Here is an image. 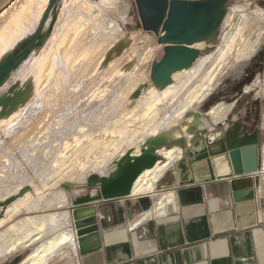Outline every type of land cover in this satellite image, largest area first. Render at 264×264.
<instances>
[{
    "label": "rangeland",
    "instance_id": "374dc122",
    "mask_svg": "<svg viewBox=\"0 0 264 264\" xmlns=\"http://www.w3.org/2000/svg\"><path fill=\"white\" fill-rule=\"evenodd\" d=\"M79 2L80 0H70V3L65 2V0H59L58 2H56L58 6L57 8L56 6L52 7L51 11L47 15V20L43 28L44 31H47L50 28L53 19H55V23L53 24L52 31L49 34L48 38H46L42 46L34 49L27 58H25L23 61L20 62V64L11 72L10 78L13 77V75L16 76L15 73L18 72L17 70H19L20 72L21 68L27 65V63L26 64L24 63L27 62L26 61L27 59L31 58L33 59L34 62L35 57L40 54V51L42 49L51 48L50 45L52 46L53 43L51 41L49 42L50 39L49 37H51L52 32H56L54 35L55 40H57L58 37L64 38V40H62L64 43L60 45V50L63 51L66 47H67L66 49L69 48L68 50L66 49L65 50L73 55L72 58L74 57L75 59L74 61L75 65L70 66L69 63L67 66V64H65L64 62L65 60H63L66 59L65 58L66 55L62 56L64 58L60 57V60L61 59L62 60L60 61L59 64L58 63L55 64L54 69L50 74L52 80L50 79V77L49 79H47L49 81H47L46 89L48 88L50 89L51 86L53 87L54 75L57 73L56 68L57 70H60L59 71L60 82L58 81L57 82L62 84L63 87L61 86V88H63V90L59 88V90L56 91L55 88H52L50 90L51 92L48 90V94L50 96L52 95L51 97L49 96V98H52L53 100L54 98L57 99L56 103H58L59 99H60L59 102L61 103L62 101L64 103L66 101L68 102L65 103V105L64 104L62 105L60 103L62 105V106L60 105V107H62L61 109L64 111V113L61 110L62 112H60V114L58 113L57 116H52V120L49 121L51 122L53 121L54 124L55 122L63 121L64 124L67 125V124H72L77 120H82L83 121L82 124H84L87 130L78 131L77 129H75L74 126L72 131H50V129L46 127L48 120L47 115H51L53 111L45 112L44 105L43 106L41 104L37 105L38 103L35 104L36 106L34 105L35 108L33 107L32 109L33 112L30 111L29 118L26 116L18 117V115L20 114L17 115L18 117L17 119H19V123L26 122L29 119L31 120V123L33 125L29 124L30 126L26 127L27 129L29 128L28 129L29 131L26 130V128H22L21 130H18L20 129V125L16 124L17 119L15 120V124L11 126L12 128H9L8 131L4 130L5 128L4 125H6L7 122L5 118H7V116H10L20 107H22L20 113L22 111L24 112L27 109L25 108L27 107V102L30 99H32L36 94H35V85L33 84V76H29L23 84L19 80L13 83V81L11 80H15V78L14 77L11 79L9 78L6 81L5 86L3 87V88L8 87L6 90H4L6 92L2 91L3 90L2 87H1L2 89L0 88V94L4 92V93H9L11 95L12 94L10 93L11 87L14 85H18L22 89L21 95L24 92L22 96L24 97L26 96L25 97L26 100L20 103L15 108L14 111L0 117V124L3 123L2 125H0V177L2 178L1 174L3 176L4 175L5 176L7 175V177L9 176L11 178L10 180L12 181V184H10V186H13L14 188L23 185L24 187L22 189L26 188L27 189L26 192L28 195V196L26 195L25 198L24 197L20 198L19 201H17L18 204H20V206L16 211L15 217L12 218L13 220H10V222L5 221L4 223H2V225L0 226V234L2 235H0V237L5 236L4 233L8 229V227L12 224V222L13 223L17 221L20 222L22 221V219L30 218V216L42 218L44 216L46 217H49L51 215L60 216L62 214L63 215L65 214L68 218L71 217L73 218L72 210L73 208H78V207H73V203H72L73 194L76 197H81L90 194L91 192V190L89 189L80 190L76 186V180L80 178L83 174L85 175L88 172L95 170L93 169V170L84 171L81 174L77 175L73 179L74 181L71 180L69 182H59V184L57 183L53 185V187L51 186L45 191L44 190L46 189L45 184L48 181V179L46 180V178L50 174L51 171L50 169H52V166L55 164L56 157L63 150L65 143L71 141V139H73L76 136L75 138L78 139L79 142L78 147H79L80 144L84 145V142H86L87 139L90 138L94 140L95 138L94 136L102 135L104 131H99V130L101 128L108 127L110 130L113 131L110 130L107 131V133H109L107 140L109 138L116 139L110 145L109 148L116 146L114 145V143L115 144L117 143L118 144L117 146L120 145L121 149L122 147L124 148L128 145L130 146L129 148H131L134 145H137L140 139L150 136L152 134L150 135L146 133L144 134L143 131L140 132L126 131L128 129L125 128L124 130L123 125H125L126 121L130 120L131 118L138 117L141 114L140 113L141 110L149 106L154 101L155 99L154 96L153 97L148 96L146 97V99H144L145 98L143 97L144 93L148 92L151 87L153 88L155 87L157 89V92L161 93L163 98L169 99L174 93L175 90L174 86H176L179 83L177 79L175 80L172 77V80L167 85L158 88L152 82L151 76H152L153 66L155 63L160 62L164 57L166 44L159 43L158 36L154 32H149L143 28L142 20L139 14V9L136 0H113L110 1L113 2L112 4L104 0H89V2L93 4V7L87 12L83 10L75 11L77 9H74L73 6H75V4H78ZM49 3L50 0L48 1V5ZM95 3L96 4L98 3L99 5H95ZM47 9L48 6L44 11V13H46ZM61 9H63L64 12L60 16L61 18H59ZM55 12H56V18H54ZM226 18H227V24L223 26L224 22L222 23L218 38L204 41L205 44L202 48H199L200 54L196 58L195 62L189 68H185L183 70L187 72L188 71L193 72L196 70L195 68L203 67L202 73L204 72V74L206 73L209 74L208 70L210 66H208V64L205 65V62L211 57L210 62L214 64L215 63L214 58L217 52L223 47L226 40L225 36L227 35V33L232 31H234L233 33H236L238 31L237 28L239 26L245 25L244 26L245 33L243 36L245 37L249 35L251 40L250 42L253 44L252 46L256 45L257 49L248 59H246L242 64H240V66L235 67L233 69L234 70L233 72L232 71L229 72L223 69L225 72L222 70L221 71L222 73L220 75L223 74L225 75L221 76L223 78H221V82L219 84L218 89L210 93L205 98V100L201 102L198 105V107L195 108V111L202 112V117L206 115L207 118L210 120V117L207 114H209L213 106H215L219 102L231 104L232 109L229 112V115L225 122L216 124L214 123L215 121L212 119L214 122L210 120L212 127H209L206 125L207 123H205V121L201 119L202 120L201 124L203 126H207L212 131L218 129L233 130V128L236 125H242V126L246 125L247 127L246 131L249 134H254L257 132L259 134V142L261 144V152H260V166H261L262 163H264V0H228L227 12L224 17V20ZM58 19L60 23L62 22L61 20L64 19L65 20L61 23L60 26L58 25L55 27V25L58 23ZM77 20L83 21L79 23V24L82 23L81 26L77 23ZM241 20H243V23L240 24V22H242ZM76 24L79 25L80 29L81 27L82 30L85 29L84 30L85 32L79 30V28L76 27L77 26ZM74 26L78 30L74 28ZM35 32L36 30L33 33ZM33 33L27 35V37H30ZM77 33L79 34V37L77 36L78 35ZM103 39L107 42H111L112 40V44L107 48V50L108 49L109 50L108 51L106 50L107 52L105 51L104 53L105 55L103 54L102 56H100L99 59L100 62L96 66L95 64L98 60L97 57L101 55L102 52V49L100 50V48L97 46V43H96V47L98 51L96 50L94 51V53L97 56L93 53L94 57H91L93 60L92 59L89 60V58L86 57L84 53H79V49H81L86 44L88 45V43L90 42L93 44L97 40H103ZM122 40L129 42L126 49L122 52V54H120V56H116L112 60H110L108 64H104V59L107 53ZM256 42L258 43L256 44ZM22 47L23 46H18L16 48L15 50L16 55L19 54ZM14 48L15 46L9 51H7L6 54L12 52ZM119 57L121 58L119 59V61L117 60L118 63L117 62L114 63V64L117 63L116 64L117 67L116 65L114 66L112 65L114 68L113 67L109 68V64ZM89 61H93V63ZM225 66L227 67L228 63L227 64L225 63L223 68H226ZM137 68L141 70L140 71L136 70ZM191 68L193 70H191ZM236 68H238L239 71ZM183 70H178L176 72ZM240 71L242 75L240 74ZM140 73H144L143 79L137 81L136 77L139 76ZM217 76H219V74ZM10 81L12 82L11 84ZM132 82L135 83L136 85L133 84ZM143 83H149L150 86L147 89L143 90L140 98H138L135 106L133 107L134 109L129 110L128 106L130 104V97L132 93ZM131 86H133L134 88ZM53 89L56 92L54 91L52 92ZM61 91L63 92V94ZM185 93L187 94L189 93V91L188 92L183 91L182 96ZM54 95L57 97H54ZM167 102L168 101H165L164 103L162 102L161 104L159 103V105L158 104L156 105L157 108L156 107L153 108L152 110L153 112H155L158 109V106L165 109V110L162 109L163 112L165 111V113H163L162 115L165 117L163 118L162 116H160L159 118H157V121L160 119L167 118V115H169L170 113L168 111L170 105H171L170 108L173 109L175 113L178 110L177 107L179 106L176 105L177 101H173L171 104H168ZM173 105L174 108H172ZM164 106H168V108H165ZM54 107L56 108V106ZM173 111L171 112V114L175 116L176 114ZM187 112L189 113V111ZM187 112L181 113L178 111L176 115L177 116L176 122L172 126L180 123V120L185 118V116H187L188 114ZM166 113L167 115H165ZM179 113L182 114V115L180 114L181 117H179L178 115ZM37 115L39 117L41 115V118L39 117L37 118L36 117ZM103 118H105L106 120H103ZM41 119H43L45 122L41 123L40 122ZM192 119L194 118L192 117ZM90 120L91 121L95 120V123H92ZM34 121L36 123H34ZM96 121H98V123H96ZM163 121L165 122V120ZM123 122L124 124H122ZM164 122L162 124L166 123ZM165 129L166 128L163 127L161 128L160 131H163ZM136 130H138V128ZM260 144H259V151H260ZM100 151H102V148L98 147L97 152ZM101 155L102 152L98 154V156ZM5 165L7 166V168L4 169L3 166ZM99 170L97 171H99L100 175L105 174L103 168L102 169L100 168ZM50 175H52V173ZM1 186H0V196L3 194L2 193L3 189L1 188ZM13 187H10V190ZM22 189H20L18 193H20ZM43 190L45 191V193H47L44 194L45 197L43 198L45 201V205L46 204L47 205L44 208L37 207L34 210H27L28 206H30L36 201V199H33V198H37L36 193H38V191L40 192ZM58 192H60L62 195L61 199H57L58 197L57 198L54 197L55 194ZM30 201L33 203H31ZM37 203L39 202L37 201ZM5 209H6L5 207L1 209L2 213L4 214H5ZM4 214L1 215L0 219L4 217ZM62 224L63 223L61 222L50 223V225L47 226V229L49 231L48 233L45 234L44 237L45 238L51 237L53 234H55V232H57L58 228L60 229L62 228L61 226H59ZM2 242H3L2 243L3 246H6L10 242V239H8V236L7 237L5 236V238L4 237L2 238ZM37 244L38 243H35V245L30 246L26 249H19L14 254L9 255L3 258L2 260H0V264L7 263L10 260H14L18 257L20 258L18 264H20V262H22L33 251V249H35ZM50 264H52V260Z\"/></svg>",
    "mask_w": 264,
    "mask_h": 264
},
{
    "label": "water",
    "instance_id": "95a60500",
    "mask_svg": "<svg viewBox=\"0 0 264 264\" xmlns=\"http://www.w3.org/2000/svg\"><path fill=\"white\" fill-rule=\"evenodd\" d=\"M13 0H0V12L7 8ZM59 0H50L48 9L42 20L30 37L20 41L14 50L5 54L0 60V87L10 78L11 72L29 56L36 48L44 44L52 31L55 19L50 28L44 31L47 15ZM143 28L154 32L158 41L165 45V55L153 66L152 82L158 87L167 85L172 75L178 70L189 68L200 54V49L194 46L218 38L220 27L227 12L228 0H136ZM56 11V10H55ZM56 18V12L55 17ZM129 42L122 40L106 55L104 64H108L116 56H120ZM23 46L18 55L15 50ZM149 83L140 85L131 95L129 110L134 109L138 98ZM10 93L0 96V117L7 115L26 100L18 85L11 87ZM192 117L194 119H192ZM202 112L191 111L180 120V123L168 127L156 134L140 139L121 154L115 153L106 160L109 162L100 175L99 171L83 174L76 180V186L91 190L90 194L72 196L73 207L83 206L96 200L125 199L128 205L139 202V196L133 195V189L138 177L146 170L153 168L159 160H164L160 153L162 148H181L182 157L172 163L157 182L156 190H177L179 196L195 192L201 196L200 187H193L214 180L249 176L260 167L259 134H249L246 125H236L233 130H210L203 126ZM202 125V126H201ZM244 129L246 134L241 135ZM184 144V145H182ZM139 150V153L136 151ZM163 158V159H162ZM105 162V161H104ZM105 166L104 164L102 165ZM24 188L17 195L0 202L1 209L23 196ZM88 207L73 208V220L76 228V240L82 254H88L94 249L88 247L92 235L86 229L93 214L86 217L84 210ZM94 219V218H93ZM89 232V233H88ZM20 258L3 264H18ZM24 261V260H23ZM22 261V262H23ZM20 262V263H22Z\"/></svg>",
    "mask_w": 264,
    "mask_h": 264
},
{
    "label": "bare ground",
    "instance_id": "6f19581e",
    "mask_svg": "<svg viewBox=\"0 0 264 264\" xmlns=\"http://www.w3.org/2000/svg\"><path fill=\"white\" fill-rule=\"evenodd\" d=\"M48 1L49 0H13L7 8H5L3 11L0 12V60L6 54L7 51L12 49L14 46L16 47V45L20 41H22L25 37H27V35L33 33L38 28V26L42 20L41 18L43 16V13L48 6ZM104 1L110 2L113 0H104ZM65 2L70 3V0H65ZM110 3L112 4L113 2H110ZM63 6H65V5H63ZM73 7H74V9H77L75 11L83 10V11L87 12L93 7V4L91 2H89V0H80V2L78 4H75V6H73ZM125 10H126V8H125ZM63 12H64V10L61 9L59 18H61L60 16L63 14ZM125 13H126V11H125ZM122 14H123V12H122ZM121 16H123V15H121ZM64 20H61V21L63 22ZM241 21L242 22H240V24L243 23V20H241ZM80 22H83V21L77 20L78 24ZM61 23L59 22V19H58V23L55 25V27L58 25L60 26ZM226 24H227V18L224 20L223 26ZM79 25L81 26L82 23ZM79 25H77L76 27L79 28ZM244 26H239L237 28L238 31L237 32L235 31L236 33H233L234 31L227 33V35L225 36L226 40H225L223 47L217 52V54L214 58V61H215L214 64H212L210 62L211 57L205 62V65L208 64V66H210L209 70H208L209 74H207V73L204 74V72L202 73L203 67L202 68L197 67V68H195L196 70L193 72L192 71L187 72V71L183 70V71H179V72L174 73L172 75V77L175 80L177 79L179 81V83L176 86H174V88H175L174 93L169 99L167 98L168 100L163 98L161 93H158L157 89L155 87L154 88L151 87L148 92L144 93V95H143V97H145L144 99H146V97H148V96H151V97L154 96L155 97L154 101L152 100L153 102L151 104L149 102L150 105L147 106L146 108H144L143 110H141V112H140L141 114L140 115L138 114L139 115L138 117L131 118L130 120L126 121L125 125H123L124 130H125V128H127L128 130H126V131H134V132L143 131L144 134L146 133L149 135L150 134L153 135V134L157 133L158 131H160L161 128H163V127L168 128V127L172 126L173 124H175L176 118H177L176 115H177L178 111L181 113H186L187 111L191 112L192 110L195 111V108L198 107V105L201 102H203L205 100V98L210 93H212L213 91L218 89L219 84L221 82V78H223L221 76L225 75V74L220 75L222 73L221 71L224 69L226 71H229V72L232 71L233 72L234 71L233 69L235 67L240 66V64H242L246 59H248L253 54V52L257 49L256 45L252 46L253 44L250 42L251 40H250L249 35L245 36V37L243 36L245 33L244 32L245 31ZM76 27L74 26V28H76ZM83 28H86V27H83ZM79 30H82V27H81V29L79 28ZM84 30H82V32ZM91 30H92V28H91ZM78 32H81V31H78ZM55 33L56 32H52L51 37H49L50 38L49 42L51 41L53 43L52 46L50 45L51 48L42 49L40 51V54L35 57L34 62H33V59H31V58L27 59L26 60L27 62H24L25 64L27 63V65L23 66V67L21 65V67H22L21 71L19 72V70H17L18 72L15 73L16 76H14L12 74L13 77L15 78V80H11V81H13V83H14L15 81L19 80L22 82V84L26 81V79L29 76H33V84L35 85V94L36 95L27 102V107H25L27 109L24 112L22 111L20 113V111L22 109V107H20L14 113H12L10 116H7V118H5L7 122L5 121L6 125H4L5 128L3 127L4 130L8 131L9 128H12L11 126L15 124V120L19 116L20 117L26 116L29 118L30 111H32V109L36 103H38L37 105H40V104L42 106L44 105L45 112L53 111V113L51 115H47L48 120H47L46 127L49 128L50 131H72L74 126H75V129H77L78 131H86L87 130V128L84 126V124H82V122H83L82 120H77L74 123L67 124V125H65L63 121H59V120H58L59 122H55V124L53 123V121L52 122L49 121V120H52V116H57L58 113L60 114V112L63 111L61 109L62 107H60V105L61 104L65 105V103H68V102L66 101L64 103L61 100L62 101V103H61V102H59V100H60L59 99L58 103H56L57 99H55L54 97H57V96H55V95L53 97L54 100L52 98H49L50 95L48 94V90L50 91L52 88H55V90L58 91L59 88H61V86H62V84L58 83V82H60L59 81V71L60 70H57V68H56L57 73L54 75L53 87L51 86L50 89L49 88L46 89L47 81H49L47 79H49L50 74L52 73V70L54 69L55 64L56 63L59 64L60 61L62 60V59L60 60V57L66 55V57H65L66 59H63V60H65L64 62H65V64H67V66L69 63H70V66L75 65V62H74L75 59H74V57L72 58L73 55L71 53H68V51H66L69 48L66 49L67 48L66 47L65 48L66 50L65 49L63 51L60 50V45H62V43H64L62 41V40H64V38L61 36L63 39L58 37V39L55 40L54 39ZM77 36L79 37V34ZM79 40H80V38H79ZM97 41L93 44L90 42V43H88V45L86 44L81 49H79V53H84V55H86V57H88L90 60V59H92L91 57H94V54H95L94 51L95 50L98 51V49L96 47V43H97V46L100 48V50L102 49V52H101V55H99L97 57L98 58L97 62L95 61L96 66L100 62V60H99L100 56H102L105 53V51L107 50V48L112 44V40H111V42H107L104 39L103 40H97ZM257 43L258 42H256V44ZM204 44H205L204 42H198L194 45L195 47L194 46H192V47L195 49H199V48H202L204 46ZM46 47H47V45H46ZM196 47H198V48H196ZM103 57H102V59H103ZM62 58H64V57H62ZM120 58L121 57L112 61L109 64V68L116 65ZM94 60H96V59H94ZM89 62L93 63V61H89ZM89 62H88V64H89ZM115 62H117V63L114 64ZM225 63L226 64L228 63V66L227 67L225 66L226 68H223ZM229 63H230V65H229ZM116 67H117V65H116ZM236 69H238V68H236ZM136 70H139V68H137ZM191 70H193V69L191 68ZM238 71H239V69H238ZM235 72H236V70H235ZM202 74L205 76H203ZM218 74H219V76H217ZM240 74H241V71H240ZM143 76H144V73H140L139 76L136 77V80L137 81L142 80ZM235 76H236V73H235ZM13 77H11V78H13ZM51 78L52 77H50V79ZM11 81H10V84L12 83ZM5 84L1 87L3 88L5 86ZM50 84H49V86H50ZM133 84H135V83H133ZM131 87H133V86H131ZM7 88L8 87L3 88L2 91L6 90ZM44 89H46V90H44ZM61 89L63 90V88H61ZM129 89H130V87H129ZM55 90L53 89L52 92L53 91L56 92ZM183 91H186V92L189 91V93H187V94L185 93L186 96H185V94L182 96ZM4 92H6V91H4ZM4 92H2L1 94H3ZM52 94H55V93H52ZM62 94H63V92H62ZM165 101H168L167 102L168 104H171L173 101H177L176 105L179 106V107H177L178 110L175 113V111H173V109L170 108L171 105L170 106L168 105L169 108H168V106H164L165 108H168V111L170 113L168 112L169 115H167V113L165 114V115H167V118L160 119L157 121V118H159L160 116H162L163 118L165 117L162 115L163 113H165V111L164 112L162 111V109H164V108L158 106V109L155 112H153L152 110H153V108L156 107L157 104L159 105V103L161 104L162 102L164 103ZM54 106H56L57 109ZM159 107H160V109H159ZM172 108H174V105ZM231 109H232L231 104L219 102L218 104H216L215 106H213L211 108L209 114H207V115H209L210 119H213L215 121L214 123L219 124V123H222L223 120H224V122L227 120V117H228ZM172 111L176 114L175 115L176 117L171 114ZM45 112H43V113H45ZM34 113H35V111H34ZM63 113H64V111H63ZM181 113L178 114L179 117H181L180 116ZM18 114H20V115H18ZM17 115H18V117H17ZM33 115H35V114H33ZM41 115H40V117L38 115L36 117L41 118ZM202 119L205 121V123H207L206 124L207 126H210V120L207 118L206 115H204V117H202ZM103 120H106V119L103 118ZM163 120H165L166 123ZM38 121H39V119H38ZM100 121H102V120H100ZM40 122L42 123L45 121L43 119H41ZM91 122L95 123V120H92ZM163 122L165 124H162ZM34 123H36V122L34 121ZM96 123H98V121H96ZM2 124H0V125H2ZM16 124L20 125V129H18V130H21L22 128H26L27 126H30L29 124H32V123H31L30 119L26 122H20V123H19V119H17ZM43 124H45V123H43ZM122 124H124V122ZM76 125H78V126H76ZM17 128H19V127H17ZM137 128H138V130H136ZM28 129L26 128V130H28ZM18 130H16V131H18ZM109 130L110 129L108 127L101 128L99 131H104L102 135L94 136L95 137L94 140L90 139V138L87 139L86 142H84V145L80 144L79 147H78V144H79L78 139L75 138L76 136L73 139H71V141L66 142L65 146L63 147V150L57 155L56 160H55V164L52 166V169H50L51 170L50 174L52 173V175L49 174L50 176L48 175L47 178L45 177L46 180L48 179V181L45 184L46 189H44V190L46 191L51 186L53 187V185H55L57 183L59 184V182H69V181L73 180L77 175L81 174L84 171L93 170V169L99 170L100 168L101 169L103 168V171H105L107 164H109V162H107L106 160H108L109 157H111L115 153L121 154L124 151H126L127 149H129V147H130L129 145L124 147V148L122 147V149H121L120 145L117 146L118 145L117 143L116 144L114 143V145H116L117 147L113 146V147L109 148L110 145L116 140L113 138L112 139L109 138L107 140V137L109 134V133H107V131H109ZM110 131H113V130H110ZM142 137H143V135H142ZM13 138H15V137H13ZM3 141H5V140H3ZM138 141H139V138H138ZM135 144H136V142H135ZM133 145H134V143H133ZM98 147L102 148V151H100V152H102L101 156H98V154L100 153V152H97ZM30 149H31V147H30ZM95 151H96V153H95ZM178 152L180 153V157H179V159H180L182 157L181 148L172 147V148L160 149V153L164 157V160H162V161L159 160L153 168L146 169L138 177V179L136 180L135 185H134L133 195H140V194H147L150 192H154L156 185H157V182L160 179V177L164 174V172L169 168V166L172 163L179 160L178 159V160L174 161ZM93 153L95 154V156ZM136 153H139V150H137ZM17 157H19V156H17ZM6 158H7V156H6ZM103 164L105 165L104 167L102 166ZM5 166H3L4 169L7 168V166L6 167ZM1 176H2V178L0 177L1 178L0 186L2 185L1 188L3 189L2 190L3 194L0 196V201H3L5 199H7L8 197L17 195L19 190L24 187L23 185H21V186L14 188L13 186H10V184H12V181L10 180L11 178L9 176L8 177H7V175L3 176L2 174H1ZM46 180H43V181H46ZM9 186L13 187V188H11V190H10ZM44 190L40 191V192L38 191V193H36L37 198H33V199H36V201L34 203L30 201L33 204L28 206L27 210H34L37 207L44 208L47 205V204L45 205V201L43 199L45 197L44 194H47V193H45ZM26 195H27V192L23 196L15 199L14 201L9 203L5 207L6 208L5 214H4V217L0 219V226L5 221L10 222V220H13L12 218L15 217L16 211L18 210V207L20 206V204H18L17 201H19L20 198H23V197L25 198ZM54 197H56V198L58 197L57 199H61L62 195L60 192H58L55 194ZM37 201L39 203H37ZM60 218H62V216L60 217L59 215L58 216L57 215H51L49 217L44 216L42 218L30 216V218L22 219V221H20V222H18V221L15 223L12 222V224L8 227V229L4 233V235L6 237L8 236V239H10V242L6 246H3L2 238L3 237L5 238V236L0 237V260H2L3 258H5L9 255L14 254L19 249H26L30 246L35 245V243H38L37 246L35 247V249H33V251L20 264H50L51 260L54 258L53 256H55L57 254V251L61 248V246L64 245L65 243L71 242L72 238L74 236L71 234V232H68V231H65L63 229L58 228L57 232H55V234H53L51 237H47V238L44 237L45 234L48 233V231H49L47 229V226L49 225L50 221L60 220ZM50 231H52V230H50ZM0 235H2V234H0ZM6 242H8V241H6Z\"/></svg>",
    "mask_w": 264,
    "mask_h": 264
},
{
    "label": "crops",
    "instance_id": "0c3cea01",
    "mask_svg": "<svg viewBox=\"0 0 264 264\" xmlns=\"http://www.w3.org/2000/svg\"><path fill=\"white\" fill-rule=\"evenodd\" d=\"M246 177L193 186L201 196L155 188L136 195L135 205L113 199L78 206L88 207L84 217L93 214L86 229L94 251L81 253L74 220L62 214L59 226L74 236L52 264H264V163Z\"/></svg>",
    "mask_w": 264,
    "mask_h": 264
}]
</instances>
